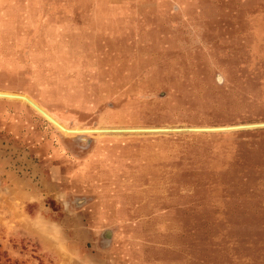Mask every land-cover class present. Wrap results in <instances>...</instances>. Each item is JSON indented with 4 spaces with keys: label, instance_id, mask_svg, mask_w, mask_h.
Wrapping results in <instances>:
<instances>
[{
    "label": "rangeland",
    "instance_id": "374dc122",
    "mask_svg": "<svg viewBox=\"0 0 264 264\" xmlns=\"http://www.w3.org/2000/svg\"><path fill=\"white\" fill-rule=\"evenodd\" d=\"M0 92L68 130L264 123V0H0ZM128 133L0 99V264H264V128Z\"/></svg>",
    "mask_w": 264,
    "mask_h": 264
},
{
    "label": "bare ground",
    "instance_id": "6f19581e",
    "mask_svg": "<svg viewBox=\"0 0 264 264\" xmlns=\"http://www.w3.org/2000/svg\"><path fill=\"white\" fill-rule=\"evenodd\" d=\"M6 98L7 100H13L15 99L16 101H23L24 103L28 104L30 107H32L34 110H36L41 116L42 118H44L46 121H49L50 124L54 125V127H56V129L58 128L59 130H61V132L65 135H69V136H84V135H88L86 133H94L93 135H95L96 133H107V132H111V131H115V132H148V133H155L156 129H147V130H120V131H116V130H86V129H74V130H68L66 129V127H63L61 123L57 122L54 118H52L49 114H47L44 110H42L40 107H38L36 104H34L30 99H28L26 96L24 95H18V94H11V93H4V92H0V99H4ZM92 135V134H91ZM74 138V137H73Z\"/></svg>",
    "mask_w": 264,
    "mask_h": 264
},
{
    "label": "water",
    "instance_id": "95a60500",
    "mask_svg": "<svg viewBox=\"0 0 264 264\" xmlns=\"http://www.w3.org/2000/svg\"><path fill=\"white\" fill-rule=\"evenodd\" d=\"M6 99V98H4ZM15 100V99H13ZM264 128V123L260 124H249V125H241V126H230V127H216V128H186V129H157L155 131L156 134H166V133H220V132H230V131H237V130H247V129H258ZM131 134L126 132H107V134ZM141 134V133H135ZM148 134V133H145Z\"/></svg>",
    "mask_w": 264,
    "mask_h": 264
}]
</instances>
